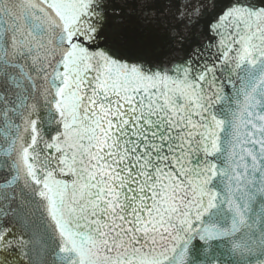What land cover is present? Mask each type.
I'll return each instance as SVG.
<instances>
[{"label": "snow or ice", "instance_id": "6c2138e0", "mask_svg": "<svg viewBox=\"0 0 264 264\" xmlns=\"http://www.w3.org/2000/svg\"><path fill=\"white\" fill-rule=\"evenodd\" d=\"M0 264H264V0H0Z\"/></svg>", "mask_w": 264, "mask_h": 264}]
</instances>
